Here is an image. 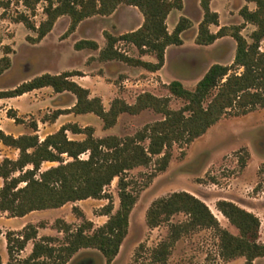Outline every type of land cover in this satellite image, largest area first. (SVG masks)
Returning a JSON list of instances; mask_svg holds the SVG:
<instances>
[{"label": "trees", "instance_id": "16d2710c", "mask_svg": "<svg viewBox=\"0 0 264 264\" xmlns=\"http://www.w3.org/2000/svg\"><path fill=\"white\" fill-rule=\"evenodd\" d=\"M209 1L201 0L203 15L198 23L195 42L209 45L220 37H232L236 42L233 63L230 66L211 64L193 89L186 88L176 79L164 84L171 95L185 101L179 109L169 107L170 96H156L149 91L139 93L133 103L115 97L106 108L99 96L91 97L88 88L71 78L73 75H83L78 70L56 74L45 72L11 89H0V98L15 97L45 86H51L55 92L69 91L75 95L76 101L72 107L54 110L43 121L54 120L62 113H93L102 120L104 128H109L123 112L137 114L150 108L164 116L161 120L144 125L134 135L124 137L113 134L97 137L93 126L82 127L76 122L61 125L43 139L35 132L15 136L0 128V142L18 150L16 158L4 157L0 160V211L7 212L9 217L58 208L67 202L87 198L107 199L98 214L108 218L95 228L94 223L86 219L76 205L72 211L82 218V223L76 228L73 229V225L62 218L56 219L52 227L62 231L65 238V243L59 246L53 244L56 239L53 236L43 235L37 239V227L44 225L41 222L37 225L28 223L18 231L7 230L8 264L12 260L14 264H66L80 248H96L106 264H110L127 234L129 214L137 201L138 190L147 186L157 172L167 167L172 146L175 143L188 145L226 115H242L257 107H264V50L260 49L264 38V0H247L255 2V9L244 5L239 10L244 22L255 25L250 41L241 33L242 24L223 25L215 32L211 31L210 25H218L219 20L218 13L210 9ZM39 2L45 3V18L38 25L25 12H20L15 18L36 32L35 37L29 36V40L35 43L50 32L62 16L69 17L64 32V35H68L88 17L109 15L120 4L136 6L143 15L140 26L118 36L105 31L106 44L100 48L98 59L119 60L151 71L163 66L166 48L181 45V33L192 26L191 19L181 16L173 30H168L167 17L173 9L183 8V0H22L32 11ZM9 4L10 0H0V6L4 8ZM118 42L136 46L140 54H153L156 61L131 56L118 48ZM75 48L96 50L99 46L94 39L82 38L75 42ZM11 51V48L5 47L4 55L0 58V74L11 66ZM232 67L241 68V71L232 72ZM7 116L17 124L25 122L14 109H8ZM30 127L36 131L37 122L32 120ZM68 131L83 134L84 137L69 138ZM84 153L87 157L81 158ZM64 155L71 160L64 162ZM154 156H158L155 170L134 190L126 173L136 166L148 165ZM46 161H57L59 164L41 170V164ZM259 170L264 171V164ZM114 178L118 179L119 205L112 213L113 197L105 188ZM216 208L235 226L237 234L221 226L210 207L188 191H173L154 199L145 212L147 226L154 228L164 222L170 224L167 238L153 249L151 260L165 263L172 246L180 237L204 228L212 229L218 237L219 256L223 260L244 257L242 264H253L256 258L263 257L264 242L260 241L259 217L226 199H219ZM179 213L185 214L186 219L171 223V217ZM30 239H34L30 254L16 258L15 255L25 248Z\"/></svg>", "mask_w": 264, "mask_h": 264}, {"label": "rangeland", "instance_id": "374dc122", "mask_svg": "<svg viewBox=\"0 0 264 264\" xmlns=\"http://www.w3.org/2000/svg\"><path fill=\"white\" fill-rule=\"evenodd\" d=\"M44 4L39 2L34 11L28 9L22 0H10L6 8L0 6V58L4 55L6 46L12 50L9 53L11 66L5 70L6 73L0 74L1 88H12L44 72L58 73L71 67L92 69L100 70L102 77L93 81V84L97 91L104 93L106 102L111 93L108 88L112 83L119 94L117 96L128 103H133L135 96L140 92L149 91L156 96H170L169 107L179 109L185 101L171 95L163 81L170 82L178 79L186 88L193 89L211 64L221 63L230 66L233 63L236 42L232 37H220L209 45H200L195 42L198 23L203 15L201 0H183L182 9H173L169 13L166 20L169 31L173 30L181 16L191 19L192 26L182 32L181 45L168 47L166 66L161 75L144 73L140 70L131 71L127 69L126 64L120 66L118 63L107 62L104 66L98 59L100 48L106 44L105 31L118 36L141 24L142 14L136 6L120 4L109 15H93L80 22L79 26L68 35H64V32L67 29L69 17H60L52 30L45 35L46 37L35 43L29 40V36L35 37L36 32L27 28L23 22L16 21L15 18L20 12H25L38 25L45 18ZM244 5L250 9L256 7L255 2L247 0H210V9L218 13L219 20L218 25H210V30L216 31L223 25L242 24L241 33L250 41V34L255 25L244 22L239 14V10ZM82 38L95 39L99 48L96 50L85 48L83 53L74 52L75 42ZM117 46L131 56L141 55L137 47L132 44L118 42ZM260 49L264 50V38L260 43ZM231 71L240 72L241 68L232 67ZM85 80L91 82L90 77ZM49 94L48 91H39L19 99L18 105L22 112L17 114L24 118L25 122L17 124L18 127H16L14 121L7 118L6 112H0V126L4 131L15 135L32 133L30 122L36 120L38 122L36 133L39 138H43L61 124L76 122L82 127L93 126L94 135L97 137L111 134L124 137L134 135L144 125L164 117L163 114L147 108L137 114L127 112L119 114L116 123L109 128H104L102 120L93 113L80 115L74 113L61 117L60 121L44 123L43 118L51 116L56 110L55 106L66 107L73 102V96L69 92L52 97ZM29 98L34 101L32 105L27 104ZM67 134L70 138L84 137L83 134H73L70 131ZM147 142L148 140L145 141ZM17 156V149L0 142V160L4 157L16 158ZM86 157L87 154H81V158ZM157 157L154 156L146 166L139 165L128 170L126 175L132 181L131 188L137 190L147 180L157 166ZM63 159L64 162L71 160L66 155ZM58 164L57 161L43 162L41 170ZM263 164L264 107H257L242 115H226L188 145L181 146L175 143L172 146L171 159L167 167L157 172L147 186L138 190L137 201L129 214L127 234L120 245L118 254L110 264H242L244 257L223 260L219 256L218 237L209 228L195 230L180 237L172 246L165 263L152 261L151 253L161 241L167 238L170 223L164 222L149 228L145 221V212L154 199L173 191L185 190L203 200L215 214L221 226L237 234L235 226L216 208V202L219 199L230 200L259 217L260 241L264 242V171L259 170ZM117 180L114 178L105 188L106 192L111 193L113 197L112 213L119 205ZM1 185L2 178H0ZM106 203L107 199L95 198L67 202L61 210L49 208L44 211H35L27 220L40 219L38 223H45L49 219L54 222L58 218H63L61 216H65L71 219L70 223L74 229L82 223V218L72 211V207L76 205L83 211L86 219L95 221H92L95 228L102 225V222L108 218L106 215L98 214ZM8 217L7 212L0 211L2 264H8L5 238V232L8 229L5 226H17L22 218ZM185 219L186 215L179 213L173 215L170 222L177 223ZM54 230L55 233L52 236L56 239L53 244L55 246L64 244L63 232L55 228ZM21 254V252L17 253L15 257L21 258ZM14 263L15 261L12 260L10 264ZM66 264H106V261L96 248H80ZM253 264H264V256L256 258Z\"/></svg>", "mask_w": 264, "mask_h": 264}, {"label": "crops", "instance_id": "0c3cea01", "mask_svg": "<svg viewBox=\"0 0 264 264\" xmlns=\"http://www.w3.org/2000/svg\"><path fill=\"white\" fill-rule=\"evenodd\" d=\"M142 14V13H141ZM63 17V16H62ZM88 18H90V17H88ZM88 18H86V19H88ZM142 21H143V15H142ZM82 22V21H81ZM142 23V22H141ZM79 26V25H78ZM140 26V25H139ZM138 26V27H139ZM137 27H135L134 29H136ZM133 29V30H134ZM212 31V30H211ZM215 32V31H214ZM182 34V33H181ZM196 36V35H195ZM46 37V36H45ZM95 40V39H94ZM96 41V40H95ZM97 42V41H96ZM170 46V45H169ZM168 46V47H169ZM168 47L166 48V50H165V61H164V64H163V66L160 68V69H158V70H156V71H151V70H148V69H146V68H144V67H141V66H133V65H129V64H127V63H125V62H123V61H119V60H107V61H102V65H107L106 63L107 62H109V63H118L120 66L121 65H123V64H126L127 65V69H129V70H131V71H133V70H140V71H144V73H153V74H159V75H161V72H162V70H163V68L166 66V60H167V58H166V51H167V49H168ZM74 52H78V53H83V52H85V48H82V49H74ZM139 58H141V59H143V60H145V61H150V62H155L156 61V57L153 55V54H149V53H145V54H141L140 56H139ZM154 59V60H153ZM101 61V60H100ZM72 70H78V71H80L83 75H73L71 78L74 80V81H76L77 83H79L80 85H82V86H84V87H86V88H88L89 89V91H90V96L92 97V96H99L101 99H102V102H103V104H104V106L106 107V108H109V106H110V102H111V100L112 99H114L115 97H119V96H117V95H119L118 94V92H117V89L113 86V84L112 83H110V87L108 88L110 91H111V93H110V95H109V99H108V101L106 102L105 101V98H104V93H102L101 91H97L96 90V88H95V85L93 84V81H95V80H97V78H100V77H102V75H101V73H100V70H97V71H93L92 69L90 70H84V69H82V68H75V67H71L70 69H68V70H65V71H72ZM63 72V71H62ZM3 73H6L5 71L3 72ZM45 73V72H44ZM49 73V72H48ZM58 73H61V72H58ZM2 74V73H1ZM42 74V73H41ZM52 74H56V73H52ZM87 77H90V79H91V82H88L87 80H85ZM161 78H163L162 76H161ZM31 79V78H30ZM29 80V79H28ZM125 80H128V78H125ZM175 80V79H174ZM176 80H178V79H176ZM24 81H26V80H24ZM23 82V81H22ZM21 83V82H20ZM163 84H168L169 82H165V81H163L162 82ZM19 84V83H18ZM17 84V85H18ZM16 86V85H15ZM14 86V87H15ZM50 87V88H49ZM125 87H128V85H125ZM13 88V87H12ZM0 89H7V88H1L0 87ZM8 89H11V88H8ZM39 91H48L50 94H49V96L50 97H52V96H55V95H62V94H64V93H68L69 91H64V92H55L54 90H53V88L51 87V86H45V87H41V88H37V89H33V90H31V91H28V92H25V93H23L22 95H18V96H15V97H3V98H0V112H6V114H7V111H8V109H14L17 113L19 112H22V110L20 109V106L18 105L19 104V99H22V98H24L26 95H34V93H36V92H39ZM142 92H144V91H142ZM69 93H71V92H69ZM141 93V92H140ZM152 93V92H151ZM71 95L73 96V98H72V104L70 105V106H66V107H64V106H55V108L54 109H67V108H70V107H72L73 105H74V103H75V101H76V97H75V95L73 94V93H71ZM138 95V94H137ZM136 95V96H137ZM136 96H135V99H136ZM28 97V96H27ZM30 97V96H29ZM119 98H121V97H119ZM34 103V101H31V99L29 98L28 100H27V104L28 105H32ZM57 105V104H56ZM71 114H74L73 112H70V113H62V114H60L56 119H54V120H45V121H43L44 123H48V122H55L56 120H59L60 121V119H62L61 117H63V116H67V115H71ZM81 114H83V113H81ZM77 115H80V114H77ZM7 118L8 119H12V118H10V117H8L7 116ZM24 119V118H23ZM13 120V119H12ZM14 121V120H13ZM36 121V120H35ZM37 122V121H36ZM10 123H12V122H10ZM15 123V122H14ZM61 125H63V124H61ZM60 125V126H61ZM15 126L16 127H18V125H17V123H15ZM59 126V127H60ZM37 127H38V122H37ZM59 127H57L55 130H53L51 133H53V132H55V131H57L58 129H59ZM0 128L1 129H3L2 128V126H0ZM6 128V127H5ZM6 130V129H5ZM33 130V129H32ZM37 131V130H36ZM36 131H34L33 130V132L32 133H36ZM5 132H7V131H5ZM7 133H9V132H7ZM12 134V133H11ZM20 134H23V133H20ZM48 134H50V133H48ZM73 134H76V133H73ZM13 135H15V134H13ZM17 135H19V134H17ZM47 135V134H46ZM45 135V136H46ZM16 136V135H15ZM44 136V137H45ZM43 137V138H44ZM43 138H40V139H43ZM70 138V137H69ZM72 139H80V138H76L75 136H73V137H71ZM76 203V202H75ZM66 205V204H65ZM65 205H63V206H61V207H58V209L59 210H61V209H63V207H65ZM44 210H46V209H42V210H34V211H31V212H29V213H27L26 215H24V216H21L22 218H21V222L19 223V225H17V226H8V227H6L5 226V228H7L8 230H15V231H18V230H21L26 224H28V223H31V224H34V225H37V224H39L38 222L40 221V219H37V220H27L28 219V217L33 213V212H35V211H44ZM6 217V216H5ZM61 217H63L62 219H64L66 222H68V223H70L71 222V219H69V217H65V216H61ZM9 218V217H8ZM91 219V218H90ZM47 220V219H46ZM91 221H94L93 219H91ZM53 221L51 220V219H49L48 221H46L45 223H44V225L43 226H38L37 227V239L38 238H40L41 236H43V235H49V236H52V235H54V233H55V230H54V228L53 227H51V224H53L52 223ZM95 222V221H94ZM102 223H104V222H102ZM56 229V228H55ZM2 235V234H1ZM33 244H34V239H30L28 242H27V244H26V246H25V248L21 251V255H20V257L21 258H24V257H26V256H28L29 254H30V252L32 251V248H33ZM4 261V260H3ZM5 262V261H4Z\"/></svg>", "mask_w": 264, "mask_h": 264}]
</instances>
